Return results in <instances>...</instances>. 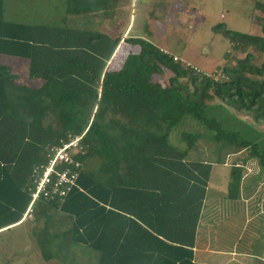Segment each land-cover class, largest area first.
I'll return each instance as SVG.
<instances>
[{"label":"trees","instance_id":"1","mask_svg":"<svg viewBox=\"0 0 264 264\" xmlns=\"http://www.w3.org/2000/svg\"><path fill=\"white\" fill-rule=\"evenodd\" d=\"M253 1L263 14L262 35L218 23L230 48L244 56L223 65L214 80L202 72L219 66L196 65L202 71L196 73L140 35L110 36L65 21L5 20L0 0V56L25 59V77L35 81L17 82L20 74L0 60V230L25 213L31 170L44 161L45 148L81 135L83 153L76 159L86 164L97 152L101 165L80 170L77 186L59 200L32 204L34 222L45 219L32 231L41 258L72 264L66 248L79 244L97 253L96 264H207L193 259V245L211 163L186 158L197 131L180 132L183 149L168 135L179 122H193L209 130L219 148L246 151L230 165V199L238 196L248 158L264 167V131L223 114L228 107L264 123V60L253 63L247 51L264 54V3ZM65 2L67 15L113 11L107 0ZM168 71L166 82L157 78ZM212 96L220 102L209 103ZM52 210L72 218L68 230L50 232Z\"/></svg>","mask_w":264,"mask_h":264},{"label":"rangeland","instance_id":"2","mask_svg":"<svg viewBox=\"0 0 264 264\" xmlns=\"http://www.w3.org/2000/svg\"><path fill=\"white\" fill-rule=\"evenodd\" d=\"M3 1L4 17L10 20L26 22L38 16V21L43 23L44 16L50 14L52 24L65 21L110 36L140 35L154 45L164 48L179 59L180 63L188 62L194 66L200 64L203 65L202 68L204 66L212 68L215 65L219 66L215 67L217 72L223 65L234 63L237 57L244 56L243 52L230 48L223 30L217 26L218 23H222L227 29L262 35L258 19L263 17V14L254 6L253 0H117L118 5L111 15L97 18L95 17L97 13L83 12L77 15L75 22L72 23L67 21L69 15L66 14L65 0ZM27 1L31 2L28 7H26ZM258 1L264 3V0ZM107 2L110 4L107 10L113 9L112 3L114 5L115 0H107ZM83 6L85 5L81 4V7ZM121 44L123 46L124 43ZM247 51L253 53V63L260 64L264 60V54L252 47H248ZM173 52L177 55L172 54ZM225 52L228 54L226 57H224ZM120 56L121 54L118 55ZM16 58L5 56L11 68L14 67ZM186 59L193 60L194 63ZM16 71L20 74L17 82L34 84L35 81H29L25 77V67ZM169 75L168 71L164 75H157V78L166 82ZM217 102L220 101L213 96L209 100V103ZM213 112L217 115L218 109ZM228 112L236 118L233 122L242 119L264 131V123L253 122L249 115L228 107L223 114L227 117ZM238 126L236 124L234 127ZM184 129L197 131L199 134L194 146L187 151L186 158L206 160L211 163L206 187L207 200L203 203L198 221V234L201 235L198 244L203 236H206L209 246L215 248L228 249L234 242L237 251H244L247 254L238 256L236 259L240 262L233 264H264V167L260 166L256 159L248 158L241 175V186L238 190L240 196L230 199L226 196L230 165L234 160L239 162L237 157L245 155L246 151L235 153L233 146L227 144L219 148L220 143L212 140L209 130L202 125L182 121L173 127L168 135V142L178 149H183L185 146L179 138L180 132ZM254 134L256 135L257 132ZM100 165L99 154L94 152L87 157L85 169L94 170ZM247 205H249V214L244 220L243 206ZM29 226L27 223L0 233V264L6 261L8 251L13 254H10L11 257L19 253L22 256H30L28 259H33V256L41 258L33 248L34 242L30 241L31 237L27 236L25 228ZM22 246H27V250H22ZM66 250L70 253L73 251L72 264H75L76 260L80 261L79 264H96L97 253L84 245L70 244Z\"/></svg>","mask_w":264,"mask_h":264},{"label":"crops","instance_id":"3","mask_svg":"<svg viewBox=\"0 0 264 264\" xmlns=\"http://www.w3.org/2000/svg\"><path fill=\"white\" fill-rule=\"evenodd\" d=\"M26 3H27L26 7H28L29 4H31L30 1H27ZM32 3H33V1H32ZM116 5H118L117 0H115V2H114L113 9H112L113 11H115ZM2 9H3V11H2L3 12V18L5 20L19 22V23H24V24H41V22L38 21V16L37 17L35 16L34 18L27 20L26 22L23 21V20H10V19L5 18L4 17L5 11H4V1L3 0H2ZM101 16L106 17V15H104V14H101V15L98 14L95 17L98 18V17H101ZM75 17L77 18L76 15L75 16L69 15V18L67 19V21H71V23L75 22L74 21ZM43 19H44L43 23H51V21H52L50 14L49 15H45ZM85 20L88 21V19H84V21ZM158 47L163 49V50H165L164 48H162L160 46H158ZM172 54L177 55L176 52H173ZM21 59L22 58H20V61H19V58L18 59L16 58V63L14 64V67L11 68L13 72H15L18 69L22 70L26 66V60L25 59L21 60ZM0 60H4V61L8 62L7 60H5V56H0ZM186 60H189V61L193 62V60H190V59H186ZM21 62H23V63H21ZM195 65H198L200 67L203 66V65H200V64H195ZM16 66H18V67L15 69ZM214 66L215 65H213V67ZM204 68L205 69H210V68H206L205 66H204ZM82 169H85V164L81 165V170ZM240 184H241V181H240ZM240 186L241 185H239V189H240ZM238 196H240L239 192H238ZM205 197H206V194H205ZM220 198H222V197H220ZM205 200H207V199H205ZM202 207H203V204H202ZM202 207H201V210H200V215H201V212H202ZM248 207H249V205H247L246 207L243 206L244 220H246V216H248V214H249V208ZM26 210H27V208H26ZM200 215H199V218H200ZM30 216H31V218H30ZM32 217H33L32 216V211L29 212V213L25 211V213L23 214L21 220H19L18 222H16L15 224H13L11 226H8V228H2L0 230V233L3 232V231L8 230L10 228L17 227V226L29 223L30 226L25 228V229H27V231H26L27 232V236H28V238L31 237L30 241L32 240L34 242L33 248H34L35 252H37L38 255L41 257V254L39 253V249H38V247H37V245L35 243L34 233L32 231L33 230L38 231L39 229H41L42 226L44 225V220L45 219L40 218L35 223ZM198 221H199V219H198ZM198 223L199 222H197V227H196L195 237H194V245H193V259L195 261L200 262V263H207V264H233V263H236L238 261L236 259L238 256H244V255L247 254L244 251H241V252L237 251L236 250V246H234V242L231 245V247L228 248V249H222V248H219V247L215 248V247H212V246L210 247L209 243L206 241V236H203L202 241L200 239V243L198 244L199 236L201 237V235L198 234V232H199ZM71 225H72V218H70L68 215L62 214L61 212L56 211V210H52L51 211L50 220H49V230H50V232H52V233L54 231L62 232V231L68 230L71 227ZM22 248H23L22 250H27L26 249L27 246H22ZM3 249H4V245H3ZM4 251H5V249H4ZM10 251H12V250L10 249ZM8 254H9L8 257H7L6 261L3 262V264H63V262L61 261L62 259H60V257L53 256V255L50 256L49 258H47V260H43L42 258H40V259L39 258H35V256L31 255V256H33V259H35V260H33V259H28L30 256L29 257H27L25 255L22 256L19 253L16 254L15 257L14 256L11 257L10 254H12V253H10L9 251H8ZM62 255L63 254H61V257H62ZM78 262H80V261H78ZM238 262H240V261H238Z\"/></svg>","mask_w":264,"mask_h":264},{"label":"built area","instance_id":"4","mask_svg":"<svg viewBox=\"0 0 264 264\" xmlns=\"http://www.w3.org/2000/svg\"><path fill=\"white\" fill-rule=\"evenodd\" d=\"M163 52L167 51L161 49ZM173 60H179L171 55ZM183 62V61H182ZM185 68L199 73L198 67L188 62L180 63ZM203 75L217 79L220 73L210 74L202 72ZM81 135L69 136V139L58 145H49L45 148V158L32 167L27 191L30 201L26 212L31 211V206L38 198L59 200L74 186L78 173L81 170V162L76 159L77 153H83V145L80 143Z\"/></svg>","mask_w":264,"mask_h":264}]
</instances>
